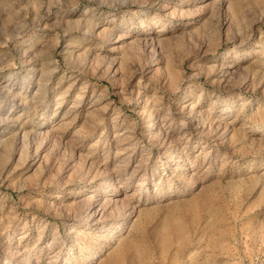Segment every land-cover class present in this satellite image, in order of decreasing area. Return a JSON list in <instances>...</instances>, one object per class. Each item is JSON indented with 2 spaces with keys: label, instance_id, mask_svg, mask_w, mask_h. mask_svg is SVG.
Segmentation results:
<instances>
[{
  "label": "rangeland",
  "instance_id": "374dc122",
  "mask_svg": "<svg viewBox=\"0 0 264 264\" xmlns=\"http://www.w3.org/2000/svg\"><path fill=\"white\" fill-rule=\"evenodd\" d=\"M0 264H264V0H0Z\"/></svg>",
  "mask_w": 264,
  "mask_h": 264
},
{
  "label": "bare ground",
  "instance_id": "6f19581e",
  "mask_svg": "<svg viewBox=\"0 0 264 264\" xmlns=\"http://www.w3.org/2000/svg\"><path fill=\"white\" fill-rule=\"evenodd\" d=\"M225 130H226V129H225ZM181 168H182V167H181ZM91 196H94V195H91ZM91 196H90V197H91ZM112 200H117V201H118L119 199L117 198V199H112ZM112 200H111V201H112ZM94 201H95L94 198L91 199V200H89V205H91L92 203L94 204V203L96 202V201H95V202H94ZM105 201H106V200H105ZM105 203H106V202L100 204V206H101V207H100V208H101L100 211H101V210H104V208H105V207H104V206H105ZM98 205H99V204H98ZM92 211H93V210H92ZM100 211H99V212H100ZM97 212H98V211L95 210V211H94V214H96ZM134 212H136V206H135V205L132 206V210H131L130 214H133ZM23 255H27V254H23ZM28 255H29V254H28ZM26 257H28V256H26Z\"/></svg>",
  "mask_w": 264,
  "mask_h": 264
}]
</instances>
